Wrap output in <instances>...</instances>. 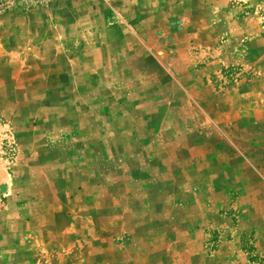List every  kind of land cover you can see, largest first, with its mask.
Here are the masks:
<instances>
[{
  "label": "rangeland",
  "instance_id": "374dc122",
  "mask_svg": "<svg viewBox=\"0 0 264 264\" xmlns=\"http://www.w3.org/2000/svg\"><path fill=\"white\" fill-rule=\"evenodd\" d=\"M0 264H264V0H0Z\"/></svg>",
  "mask_w": 264,
  "mask_h": 264
}]
</instances>
